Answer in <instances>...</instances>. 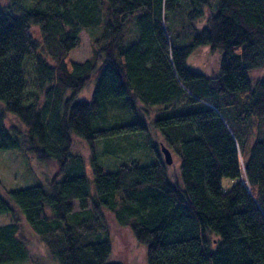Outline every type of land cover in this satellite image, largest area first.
Returning <instances> with one entry per match:
<instances>
[{
	"label": "trees",
	"instance_id": "obj_1",
	"mask_svg": "<svg viewBox=\"0 0 264 264\" xmlns=\"http://www.w3.org/2000/svg\"><path fill=\"white\" fill-rule=\"evenodd\" d=\"M81 30L92 56L77 63ZM206 50L222 53L216 75L190 64ZM0 103V150L55 168L48 186L0 194V264L25 260L30 242L60 264H123L109 216L147 264H264V0H0ZM108 112L126 123L104 127ZM150 129L154 163L99 161L97 140ZM223 178L237 182L224 191Z\"/></svg>",
	"mask_w": 264,
	"mask_h": 264
},
{
	"label": "rangeland",
	"instance_id": "obj_2",
	"mask_svg": "<svg viewBox=\"0 0 264 264\" xmlns=\"http://www.w3.org/2000/svg\"><path fill=\"white\" fill-rule=\"evenodd\" d=\"M2 2L6 3V0H2ZM32 6H34V1L29 3V7ZM34 36L36 39L41 40L38 29H34ZM79 37L80 44L69 52V57L74 62L83 63L92 56L91 37L85 30H81ZM221 58L222 53L220 51L219 53H212L206 50L202 55L191 59L190 64L195 70L208 75H216L219 72ZM27 67L28 92H32L36 89V82L31 66L28 65ZM94 87L95 79H92L79 93L77 100H90ZM0 107H2L1 103ZM106 117L107 123L104 125L106 128L126 123V115L122 113L108 112ZM150 133L145 137L140 133H133L97 140L95 143L99 161L110 170H115L120 164L129 163L133 160L139 161L143 165L154 163L157 157L152 149H150L149 141L154 139L156 141L155 137L157 136L151 129ZM72 152L81 157L83 165L89 172V144L84 139L73 136ZM174 164V167H169V171L176 177L178 176L177 167L179 165L176 157H174ZM54 171L53 165L44 164L35 156L28 155L22 148L0 150V194L6 196L7 191L33 185L42 184L48 186ZM236 182V179L223 178L221 182L222 189L228 191ZM74 208L75 211L78 210L77 203ZM10 221L9 214H0V226L8 224ZM108 221L113 239V259L123 264H147L144 248L137 244L130 231L127 228L118 227L110 216L108 217ZM40 243L39 245L38 242H30L31 246L28 244L29 255L25 260L7 264H60L51 254L48 247L43 242Z\"/></svg>",
	"mask_w": 264,
	"mask_h": 264
},
{
	"label": "water",
	"instance_id": "obj_3",
	"mask_svg": "<svg viewBox=\"0 0 264 264\" xmlns=\"http://www.w3.org/2000/svg\"><path fill=\"white\" fill-rule=\"evenodd\" d=\"M161 151L164 155V160L167 163V165H172L174 163V157L170 151L169 148H167L165 145H161Z\"/></svg>",
	"mask_w": 264,
	"mask_h": 264
}]
</instances>
